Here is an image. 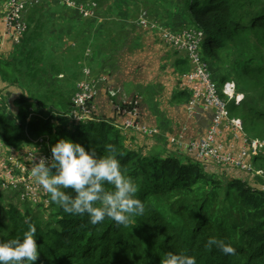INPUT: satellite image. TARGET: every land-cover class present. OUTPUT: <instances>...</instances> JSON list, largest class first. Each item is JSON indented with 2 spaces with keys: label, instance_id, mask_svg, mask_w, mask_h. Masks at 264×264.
<instances>
[{
  "label": "trees",
  "instance_id": "1",
  "mask_svg": "<svg viewBox=\"0 0 264 264\" xmlns=\"http://www.w3.org/2000/svg\"><path fill=\"white\" fill-rule=\"evenodd\" d=\"M77 1L84 5L93 1V17L97 19L95 2L99 0ZM143 1L171 3L173 23L191 24L204 33L200 51L210 70L211 66L220 69L218 82L233 80L236 90L244 93V101L233 105L242 118L244 134L264 139V0ZM42 2L28 4L23 11L27 30L12 45L16 60L1 55L9 49L1 50L0 41V79L11 86H16L14 74L32 80L38 76L34 54L43 30L39 20L45 10L42 6L52 3L68 9L56 0ZM28 7L30 12L26 13ZM71 11L80 16L77 10ZM174 57L176 69L185 73L187 60L177 57L176 52ZM22 66L25 73L21 72ZM180 92L184 100L188 99L187 90ZM13 104L14 114L0 113V142L4 147L24 150L31 144L29 138L39 136L49 138L50 148L59 139L68 138L86 150L96 148L98 155L108 154L107 146H114L122 168L138 186L136 198L145 205L137 223L127 227L108 218L92 225L87 214H67L55 203L44 206L48 212L43 214L28 208L23 211L12 204L3 207L9 222L0 218L2 241L21 237L29 225L36 227L40 255L35 264H163L169 251L195 256L197 264H264V192L258 187L243 179L227 178L217 168L218 176L205 171L192 157L181 161L176 156L146 155L141 149L127 147L123 131L107 124L101 116L99 122H69L71 100L59 92L52 91L36 100L20 94ZM228 114L231 116L230 109ZM254 159L262 166L264 158ZM106 187L111 190L110 185ZM64 191L75 195L71 189ZM44 216L53 222L44 221ZM211 237L231 243L236 254L225 255L215 246L207 247Z\"/></svg>",
  "mask_w": 264,
  "mask_h": 264
},
{
  "label": "rangeland",
  "instance_id": "2",
  "mask_svg": "<svg viewBox=\"0 0 264 264\" xmlns=\"http://www.w3.org/2000/svg\"><path fill=\"white\" fill-rule=\"evenodd\" d=\"M4 1H2L3 4ZM95 3L98 8L97 19L91 18V20H85L74 14V11H71L74 9L69 10L70 8L66 9L62 6L57 8L56 4L52 3L50 6H42L45 10L39 20L43 30L39 40H36L34 54L37 60L38 76L32 80L24 77L26 75L14 74L16 86L4 83L0 79V113L14 114L16 107L13 102L20 94L32 96L36 100L52 91L59 92L69 97L73 103L75 94L82 91L86 84L92 85L97 92L93 102L94 110L97 112L100 109L98 102L102 93L115 103L125 102L128 105L133 103L134 107L139 105L141 98L146 104L151 99L157 100L160 102L159 106L168 105V103L172 105L175 101L178 103V110L181 111L188 99L184 100L185 97L179 95L182 89L186 90V84L183 79L178 80V77L187 74L190 69L188 68L185 73L176 69L175 52L166 49L156 39L159 37L156 36V32L153 37L154 35L147 32V29L140 28L139 25L145 21L147 25L145 28L154 26L155 30H167L176 34L193 28V25L181 23L179 26V22L173 23L170 8L173 5L169 2L164 5H155L144 3L143 0H99ZM36 4L39 5V3ZM42 4L45 2L43 1ZM27 9L26 13H29L30 8ZM180 27L183 29L180 30ZM0 29H4L1 23ZM7 48L9 50L1 51V55L10 58L16 55L15 47L10 45L1 50ZM176 56L181 58L184 54L177 52ZM20 69L25 73V66ZM211 71L214 79L217 82L220 81V69L211 66ZM218 84L221 83L218 82ZM86 97L89 98L88 95ZM225 100L231 116L242 120L233 108L234 101L226 97ZM4 101L7 103L3 104ZM163 115L165 122L171 123L167 113ZM109 122L110 120L107 121ZM245 133L250 135L246 131ZM122 134L125 136L127 147L141 149L143 154H156L160 157L176 156L181 161L186 160L181 152L174 150L173 144L163 146L159 142L158 145L156 137L142 136L134 130L123 131ZM30 150L33 153L39 151L28 147L26 153L16 154L18 149L12 151L0 144V163L8 162L13 156L12 164L17 162L26 164L25 156ZM209 167L214 166L208 165ZM228 170L232 169H226ZM208 176L212 177V175ZM34 186L37 187L36 182L31 185L32 188ZM48 195L49 193L44 194L43 197L46 196V198L40 202L39 200L33 202L27 200L28 195L25 190L15 194L9 190L0 189V218L8 224V216L4 215L2 208L5 209L10 204L18 206L23 211L28 208L31 212L42 214L48 212L44 206H48L47 202L53 203ZM46 220L53 222L44 216V221ZM3 237L4 232L0 233V241Z\"/></svg>",
  "mask_w": 264,
  "mask_h": 264
},
{
  "label": "clouds",
  "instance_id": "3",
  "mask_svg": "<svg viewBox=\"0 0 264 264\" xmlns=\"http://www.w3.org/2000/svg\"><path fill=\"white\" fill-rule=\"evenodd\" d=\"M81 3L84 4L83 2ZM4 4H3V9H4ZM77 12L80 16H83L79 13V11ZM85 18L91 19L94 17L92 16ZM0 23L4 28L2 19L0 20ZM139 27L142 29H147L146 30L147 32L155 36V33L149 31L148 28H144L141 25H139ZM191 29H195V28L193 27ZM156 36H159L157 30H156ZM21 37L18 38V41H15L14 37H12L10 34L6 32L5 28L0 29V41L3 45L5 44H10V46L15 45L19 42ZM156 39H158L159 42L168 50H172L177 53V51L163 44L160 40V37ZM203 40H204V33H203ZM203 40L201 41V43L203 42ZM201 43L199 45L200 54H201L200 51ZM3 45H1V47H3ZM181 58H185L187 60L186 65L188 66L189 69H191L187 57L184 55ZM205 62L207 63V61ZM209 71L211 73L210 68ZM179 79H182V77H178V80ZM229 81L234 82L233 80H226L224 82H221L220 85L216 81L215 83L220 88L225 82H229ZM177 84H179V82H177ZM235 89H236V84H235ZM183 90L184 89H182V91ZM236 92L243 95V100H242L243 102L244 93L239 92L237 90ZM96 95L93 97L92 101L86 103L87 107H89L90 110L87 115L88 119L82 122H75L70 119L69 114L73 109H75L74 106L75 104L71 102L72 109L68 112L67 115L69 121L75 124L99 122V118H100L99 116H101L103 120L106 121L107 118H104L100 112L94 110L93 102L95 100ZM113 104L118 109L121 106H127L129 110H123L122 112L120 110H117L115 114H119L121 116V120L119 121L114 120V121H110L109 123L107 122L106 123L113 126L114 128L121 129L122 131L133 130V129H123L121 128V126L123 122L129 118L128 112L135 109L136 113L138 114L139 108L136 106L134 107L133 103L128 105L125 102L119 104L117 102L116 103L114 102ZM240 104L237 105L234 102L235 106H239ZM185 106L186 103L183 104L182 109L186 114ZM232 118H236V117H232ZM135 121L137 122L138 125L143 126L138 123V115ZM144 126H146L147 128L156 129L157 134L147 135L138 132L136 130L134 131L138 132L142 136H147L149 138L158 135L159 131L156 127H150L147 125ZM39 138H46V140L48 141V146L50 148L49 138L47 136H39L34 139L29 138L31 144L28 147L41 150L42 145L40 143H35V141L38 140ZM247 138H252V137H247ZM28 147L24 150L18 149V152L15 153L18 154L19 152H24L28 150ZM9 149L14 151L15 148H9ZM50 151L52 153L50 158L41 157L38 160V162L35 161V155L33 156L31 176L35 179L36 183L41 185L42 188L47 193H49L48 198L49 199L51 198V201L56 205H58L63 210V212L76 216H83L87 214V216L89 217V222L92 225H97L99 223H102L105 220V218H108L113 220L117 225H122L124 227L136 224L137 223L136 218L144 214L145 205L140 199L136 198V194L138 192V186L134 181V179L128 176L126 171L122 168L120 160L117 158L116 149L114 148V146L111 145L107 146L106 151L108 154L98 155L96 148H89L86 150L85 147L78 142H74L73 140L68 138H61L50 148ZM186 153L189 154L187 151ZM192 158L194 159L193 156ZM251 158H255V157H251ZM260 158H264V157H260ZM202 165L204 170L208 167L205 166L204 164ZM252 169L254 171L253 173L251 172H246V173L254 176L253 179L254 182H256L257 178H260L261 180L264 179L263 176L264 172H261L253 167ZM255 171L260 172V174H256ZM108 185L111 186V190H108V188L106 187ZM263 187L264 185L262 186V188ZM262 188L259 189L263 191ZM0 189L2 188L0 187ZM65 189H71L72 193H74L75 195H72L71 193L64 191ZM3 190H8V189H3ZM9 192L12 193L13 191L9 190ZM45 198L46 196L43 197V195H39V199L37 200H39L38 202H40L42 199ZM37 200L36 201L29 200V201L37 202ZM47 203L49 204V202ZM36 236H37L36 227L34 225H29L28 229L23 233L21 237L0 241V264H35V262L37 261L40 255V251L36 243ZM206 246L209 248L215 246L225 255L236 254V249L231 245V243H226L224 240L217 239L215 237L209 238ZM163 264H197V260L195 256L192 255H187L184 253H174L172 251H169L165 254Z\"/></svg>",
  "mask_w": 264,
  "mask_h": 264
},
{
  "label": "built area",
  "instance_id": "4",
  "mask_svg": "<svg viewBox=\"0 0 264 264\" xmlns=\"http://www.w3.org/2000/svg\"><path fill=\"white\" fill-rule=\"evenodd\" d=\"M40 1L42 0H7L4 4L2 18L4 28L8 34L14 37L15 41H18V38L27 29L26 23L22 19L23 10L28 4H35ZM56 1L62 6L79 11L85 17L93 16V3L85 6L75 0ZM141 26L147 27L146 22H141ZM148 30L153 33L156 32L154 26L148 27ZM158 34L163 44L177 52H183L190 63V71L182 76L186 84L185 89L190 95L185 106L186 116L196 117L200 116L201 113L212 114L210 124L203 137L184 141L182 139L185 129H183V134H180L181 140L178 142L180 147L204 165H212L224 172L231 168L253 173L249 158L264 157V140L247 138L242 132L241 120L229 116L225 97L228 100H234L235 104L238 105L242 102L243 95L236 92L234 82H225L219 88L212 79L208 65L199 52L203 33L195 29H185L180 34L167 30L158 31ZM87 95L89 98L86 97ZM95 95L96 91L90 84H86L82 91H78L73 102L75 109L69 114L70 119L75 122L87 120L90 109L86 103L92 101ZM128 115L129 118L123 122L121 128L133 129L147 135L157 134L156 129L137 124L135 109L129 111ZM223 128L231 130L234 136L238 134L242 136L243 146L236 152H232L231 146L226 145L221 139ZM35 143H40L42 149L36 153L30 150L25 156L26 164L19 162L12 164L13 156L9 158L8 162L0 163V187L15 193L25 190L28 195L27 200L33 201L39 199V195L47 194V192L38 183L37 187H31L35 183V179L31 176L32 158L35 155V161L38 162L41 157L50 158L52 155L46 138H39ZM27 151L19 153H26ZM256 174H260V172H256ZM262 189L264 191V187Z\"/></svg>",
  "mask_w": 264,
  "mask_h": 264
},
{
  "label": "crops",
  "instance_id": "5",
  "mask_svg": "<svg viewBox=\"0 0 264 264\" xmlns=\"http://www.w3.org/2000/svg\"><path fill=\"white\" fill-rule=\"evenodd\" d=\"M155 37V36H153ZM10 44H5L4 48L8 47ZM3 48V49H4ZM167 49V48H166ZM112 100V99H111ZM108 97L106 98L105 94L102 93L99 97V112L104 118H107V120L114 121L118 120V118L121 119V116L119 114H115L112 108V104L115 101H111ZM168 103V105L159 106L160 102L157 100H152L147 102H144V100L141 98L139 100V105L137 106L139 108L138 115V123L141 125H147L150 127H156L159 131L158 135L154 136L157 138L156 143L159 145L160 143L164 146H169L170 144L174 145V150L181 152V155L185 157H192V155L187 154L186 151H184L183 148L180 147L179 141L180 134H183L184 130V140L188 141L192 138H201L205 134L209 124H210V117L211 113H201L200 116L196 117H189L186 116L183 109L181 108V111L178 110V103L173 102ZM164 113H167L168 119L171 121V123L165 122ZM117 115V116H116ZM221 139L226 145L231 146V151L236 152L238 149H240L243 146V138L239 134L234 136L231 130H228L227 128H223V133L221 134ZM160 142V143H159ZM171 150V149H170ZM249 162L251 163L252 167L264 172V161L262 163V166H260V161H256L254 158H250ZM262 167V169H261ZM210 169V170H209ZM208 167L205 169V171H208L212 174L218 175L220 172L216 170V168H210ZM256 172V171H255ZM223 175L227 178L229 177H235L239 179H243L247 181L250 185L262 188L264 185V179L258 180L254 182V176L251 174H248L246 172L238 171L236 169L228 170ZM264 176V175H263Z\"/></svg>",
  "mask_w": 264,
  "mask_h": 264
},
{
  "label": "water",
  "instance_id": "6",
  "mask_svg": "<svg viewBox=\"0 0 264 264\" xmlns=\"http://www.w3.org/2000/svg\"><path fill=\"white\" fill-rule=\"evenodd\" d=\"M112 108H113V110H114V113H116L117 110H120L121 112H122L123 110H129V108H128L127 106H121V107L118 109V108H116V106H115L114 104L112 105Z\"/></svg>",
  "mask_w": 264,
  "mask_h": 264
}]
</instances>
